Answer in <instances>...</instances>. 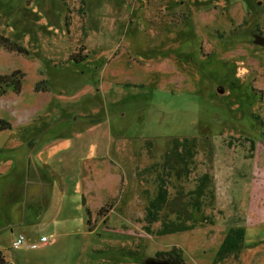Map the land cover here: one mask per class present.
I'll list each match as a JSON object with an SVG mask.
<instances>
[{
  "label": "rangeland",
  "instance_id": "rangeland-1",
  "mask_svg": "<svg viewBox=\"0 0 264 264\" xmlns=\"http://www.w3.org/2000/svg\"><path fill=\"white\" fill-rule=\"evenodd\" d=\"M0 33L26 50L0 45V74H25L21 93L0 95L12 125L0 131L8 264H143L175 249L187 264H264V0H0ZM175 137L194 138L197 154L171 193L208 172L215 199L194 228L160 234L146 220L150 166ZM31 140L58 150L50 170L27 175ZM62 179L71 197L57 215ZM238 227L240 248L217 261ZM19 234L51 241L15 249Z\"/></svg>",
  "mask_w": 264,
  "mask_h": 264
},
{
  "label": "trees",
  "instance_id": "trees-1",
  "mask_svg": "<svg viewBox=\"0 0 264 264\" xmlns=\"http://www.w3.org/2000/svg\"><path fill=\"white\" fill-rule=\"evenodd\" d=\"M0 45L9 51L26 52L22 46L1 33ZM73 59L81 60L76 57H73ZM24 77L25 74L20 70L10 74H0V95L6 94L10 88L16 94L21 93ZM263 121L261 119V123ZM11 128L12 125L9 121L0 119V131ZM196 154L197 143L194 138L175 137L172 139L171 147L165 153L163 161L150 166L156 173L158 190L155 199L147 208L146 220L150 225L158 221L161 222L160 234L194 228L196 223L195 212H203L205 198L209 195L211 199H215L213 190L214 178L208 172L197 177L196 185L193 189L179 188L174 195L170 191V183L174 175L178 178L190 177L195 165ZM84 207L89 216L88 223L91 224L92 211L86 205V201L84 202ZM164 209L167 210L164 211ZM245 237L246 231L244 228H231L219 249L217 261L226 259L233 251L239 249ZM0 264H8L6 256L1 249ZM143 264L187 263L183 253L179 249H175L158 251L153 256L148 257Z\"/></svg>",
  "mask_w": 264,
  "mask_h": 264
},
{
  "label": "crops",
  "instance_id": "crops-1",
  "mask_svg": "<svg viewBox=\"0 0 264 264\" xmlns=\"http://www.w3.org/2000/svg\"><path fill=\"white\" fill-rule=\"evenodd\" d=\"M30 142H31V144H33V145L30 144V146L32 147V149H34L31 152V154H33L34 157L31 158V156H29V161H28V165H27V175L30 174V171L32 169V167H31L32 164L40 163V165L43 166V168L49 169L48 166L51 165L50 161L53 158L52 155L58 152V150L55 147H49V148L44 149V150H39V147L36 146V148H35L36 144L33 143L32 140ZM25 168H26V164H25ZM54 176H55V174H54ZM40 179L43 180L42 178H40ZM61 182H62L61 183V194H59L57 197H55L56 198L55 214H57V215H61V214H63V211L68 210V208H69L68 207V200L71 197V195L67 192L68 190L65 188L66 184L64 183V179H62ZM26 183L28 185L32 184V182H30L29 180H26ZM40 185L42 186L41 190L39 191L41 193L40 201L42 200L44 210H47V206L49 203H48V201L44 200V194L49 188L45 187V185L43 183ZM76 201H77V199H76Z\"/></svg>",
  "mask_w": 264,
  "mask_h": 264
},
{
  "label": "built area",
  "instance_id": "built-area-1",
  "mask_svg": "<svg viewBox=\"0 0 264 264\" xmlns=\"http://www.w3.org/2000/svg\"><path fill=\"white\" fill-rule=\"evenodd\" d=\"M50 238L46 235L40 237L37 241H28L27 237L24 234H19L18 237L13 241V247L18 249L22 246H30L31 248H39L42 245H46L50 242Z\"/></svg>",
  "mask_w": 264,
  "mask_h": 264
},
{
  "label": "water",
  "instance_id": "water-1",
  "mask_svg": "<svg viewBox=\"0 0 264 264\" xmlns=\"http://www.w3.org/2000/svg\"><path fill=\"white\" fill-rule=\"evenodd\" d=\"M256 43L264 45V36L263 35H257L256 36ZM223 90H220L222 92Z\"/></svg>",
  "mask_w": 264,
  "mask_h": 264
},
{
  "label": "flooded vegetation",
  "instance_id": "flooded-vegetation-1",
  "mask_svg": "<svg viewBox=\"0 0 264 264\" xmlns=\"http://www.w3.org/2000/svg\"><path fill=\"white\" fill-rule=\"evenodd\" d=\"M257 35H263V34H261V33H258Z\"/></svg>",
  "mask_w": 264,
  "mask_h": 264
}]
</instances>
